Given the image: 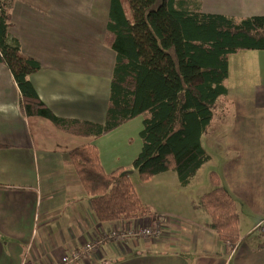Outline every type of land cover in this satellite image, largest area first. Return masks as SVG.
<instances>
[{"label": "crops", "instance_id": "1", "mask_svg": "<svg viewBox=\"0 0 264 264\" xmlns=\"http://www.w3.org/2000/svg\"><path fill=\"white\" fill-rule=\"evenodd\" d=\"M108 9V0L12 3L10 34L22 54L40 64L30 80L58 117L104 122L115 58ZM201 9L264 15V0H201ZM226 88L231 123L218 138L225 156L218 176L239 214L240 237L232 249L207 226L208 216L191 206L203 193L194 197L192 184L200 186V172L215 167L211 154L186 186L173 171L141 180L132 162L142 145V116L97 138L64 132L46 117L24 113L13 76L0 63V264H59L71 251L82 252L71 264H264V50L229 55ZM83 144L96 146L105 172L130 170L139 199L162 220L159 236L132 234L152 224L150 216L96 219L68 161Z\"/></svg>", "mask_w": 264, "mask_h": 264}, {"label": "trees", "instance_id": "2", "mask_svg": "<svg viewBox=\"0 0 264 264\" xmlns=\"http://www.w3.org/2000/svg\"><path fill=\"white\" fill-rule=\"evenodd\" d=\"M14 1L0 0V63L13 76L24 113L46 117L64 132L93 138L142 116V145L132 162L141 180L173 171L181 186L191 182L210 160L202 136L213 118L229 108V55L264 50V15L207 13L201 0H127V12L122 0H108L106 30L112 35L115 58L104 122L62 118L39 98L30 80L40 64L23 55L18 39L10 34ZM68 161L97 220L150 216L152 223L161 222L139 199L130 170L105 172L95 145L73 148ZM209 180L212 187L191 200V206L208 216L207 226L232 249L240 237L236 202L215 171H210Z\"/></svg>", "mask_w": 264, "mask_h": 264}, {"label": "rangeland", "instance_id": "3", "mask_svg": "<svg viewBox=\"0 0 264 264\" xmlns=\"http://www.w3.org/2000/svg\"><path fill=\"white\" fill-rule=\"evenodd\" d=\"M123 5L125 7V9L127 10V12H129V7H128V2L127 0H122ZM227 116L224 117L223 116ZM231 123V118L230 116L225 112L224 114H218L216 115L211 124L209 125V128L206 132V135L202 138V144L204 146V148L206 149V151L212 155L213 159H214V166L210 169V171H215L218 175L220 172L219 168L221 167V161H223L224 156V152H222L221 148V144L220 142H218V138H222L223 134H225L226 130L228 129V127L230 126ZM209 171V173H210ZM209 173L207 174V168H205L204 170H202L199 174V179H201V183L200 186H198L197 184L194 186V184H192L191 186V193L192 194H197V192H200V190H202L203 192L209 190L212 185L210 183L209 180ZM189 191V190H188ZM196 197V195L194 196ZM253 221V218L251 217V219H245L244 221V225L243 230H247L248 227L250 226V222ZM262 223H264V221H262L259 224V227H261ZM162 220L159 224H157L156 222L146 225V226H162ZM262 229V227H261ZM161 233V230H160ZM259 233L258 230L254 231L253 234H257Z\"/></svg>", "mask_w": 264, "mask_h": 264}, {"label": "built area", "instance_id": "4", "mask_svg": "<svg viewBox=\"0 0 264 264\" xmlns=\"http://www.w3.org/2000/svg\"><path fill=\"white\" fill-rule=\"evenodd\" d=\"M262 230H264V223L261 225ZM161 230V226H144L136 231H133L132 234L134 236H143V237H156L159 236ZM92 248L91 244H87L85 246V251H89ZM82 252L79 251H71L68 254H65L61 257L59 264H71L74 261L78 260L81 256Z\"/></svg>", "mask_w": 264, "mask_h": 264}]
</instances>
